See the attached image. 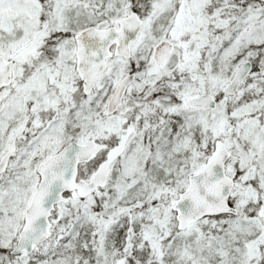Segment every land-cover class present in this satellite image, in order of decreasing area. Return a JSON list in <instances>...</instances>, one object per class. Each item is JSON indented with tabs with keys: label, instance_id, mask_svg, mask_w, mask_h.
<instances>
[{
	"label": "snow or ice",
	"instance_id": "6c2138e0",
	"mask_svg": "<svg viewBox=\"0 0 264 264\" xmlns=\"http://www.w3.org/2000/svg\"><path fill=\"white\" fill-rule=\"evenodd\" d=\"M0 264H264V0H0Z\"/></svg>",
	"mask_w": 264,
	"mask_h": 264
}]
</instances>
